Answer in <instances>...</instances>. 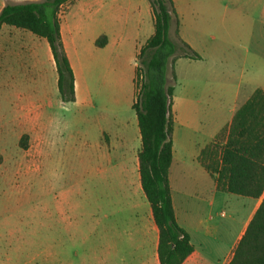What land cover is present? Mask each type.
Listing matches in <instances>:
<instances>
[{"label": "crops", "instance_id": "obj_1", "mask_svg": "<svg viewBox=\"0 0 264 264\" xmlns=\"http://www.w3.org/2000/svg\"><path fill=\"white\" fill-rule=\"evenodd\" d=\"M42 1L0 0V12L6 5ZM80 1L82 0H74L66 7L65 12L77 6ZM124 1L95 0L96 10L101 15L94 24L96 31L87 47L70 41L71 44L64 38L62 18L65 12H61L60 35L74 74L76 97L74 103L65 106L70 105L79 109L81 120L89 121L90 117L88 114L85 116V112L93 114L96 141L91 144L85 141L82 144L76 152L78 157L76 162L94 163L96 165L94 173L101 175L103 181L108 180L110 196L104 194L106 199L104 203L111 205L114 214H117L113 217V226H116L117 221L139 225L135 232H132V228H127L132 232L127 243L136 254L133 260L136 264H159L158 230L148 202L146 212L141 211L146 199L141 189L138 172L137 154L140 148L134 144L129 145L131 138L133 143L140 141L135 113L133 112L129 121L125 122L114 110L117 103L123 99L125 104H128L129 110L133 111L131 106L135 99L133 79L137 65L136 56L154 32L152 12L149 0H127V7H122L121 2ZM172 2L179 19L178 35L199 56V59L195 60L180 58L174 65L175 84L182 87V92L176 95V102L183 108L179 111V118L173 113L174 99L172 100L174 129H176L175 125H181L182 131L188 135L183 137L184 143L181 149L190 147L196 149L191 155L192 163L196 166L194 173L187 168L188 161L185 162L184 157L175 151L173 129V157L168 174L171 201L176 223L188 234L193 247L192 254L183 264H228L261 199L255 200L254 207L241 229L236 233L233 241L227 244L220 236L221 224L210 212L217 196L231 194L217 190L215 179L199 161V156L203 149L213 143L221 130L230 125L234 113L243 104V99L245 102L256 89L264 93V0H172ZM245 2L247 9L243 11ZM215 6L224 8L223 17L218 23L223 30L219 32L223 47L213 45L208 48L198 39L202 37V32L195 22V16L211 17ZM121 10L125 13L124 18L120 15ZM235 13L239 14L237 20L240 21L241 26L233 29L225 27L226 22H232L237 16ZM172 28L174 31V27ZM28 33L30 32L8 26H2L0 29V96H7L10 92L14 100L19 103L23 102L24 88L28 85L34 88L38 73V59L35 55L38 40L35 41L31 36L33 34ZM100 36L107 38V44L103 48L95 46V41ZM29 40L32 41L31 45ZM234 40L242 43L241 60L234 53L226 51L229 46H224L232 44ZM49 53L55 69L50 49ZM198 63L205 68L202 72L196 69L199 68ZM239 63L242 69L252 71L251 78L249 77L244 84L243 81H238L233 85L231 74L219 79L218 72L214 71L225 67L231 69L233 64L236 66ZM93 72L96 75L94 77ZM199 77L207 81L219 80L218 96L214 90L211 91L210 83L204 82V87L201 88L202 83L195 81ZM215 99H218L216 113L214 111L217 105L214 106L212 103ZM22 107L23 105L15 110L16 119L23 123L27 120V116L24 115ZM198 118L200 122H197ZM202 118H211V121ZM52 120L53 118L49 116L48 122ZM197 130L202 134L200 139L203 143L195 147L190 140V132ZM208 162L207 157L204 164ZM199 178L203 181H212V189L209 191L212 195L211 199H205L209 193L207 190L192 189ZM123 213H127L125 214L127 219L118 217ZM113 248L112 254L106 253L107 257L110 255L117 257L116 248L114 246Z\"/></svg>", "mask_w": 264, "mask_h": 264}, {"label": "rangeland", "instance_id": "obj_2", "mask_svg": "<svg viewBox=\"0 0 264 264\" xmlns=\"http://www.w3.org/2000/svg\"><path fill=\"white\" fill-rule=\"evenodd\" d=\"M121 3L122 7H127V0ZM67 6L69 4L61 8L62 13ZM246 9L245 2L243 11ZM223 12L222 6H215L211 17L195 16V22L202 32V37L198 39L205 47L221 45L219 32L223 30L218 23ZM124 14L121 10L122 18ZM235 14L237 16L232 22H226L225 27L233 29L241 26L237 20L239 14ZM100 15L96 10L95 0L80 1L77 6L65 12L62 18L64 38L69 43L76 42L79 46L87 47L96 31L94 24ZM31 36L35 41L38 40L35 54L38 73L34 88L31 85L24 88L22 103L15 101L10 92L7 96H0V264H136L133 260L136 254L128 246L127 239L132 232L138 230L139 225L117 221L114 227L113 217L117 214H114L111 205L104 203V194L110 196L108 180L103 181L101 175L94 173V163L76 162V152L82 144L85 141L90 144L96 141L93 114L85 112V116L89 115L90 119L81 120L79 109L61 103L48 45L45 40ZM169 36L175 39L172 27ZM224 46H229L226 51L234 53L239 60L242 59V43L234 40L232 44ZM240 64H233L231 69L225 67L214 71L218 72L219 79L231 74L233 85L238 81H243L244 84L251 78L252 71L242 69ZM197 66L199 68L196 69L202 72L204 66L199 63ZM94 74L95 72L93 77L96 76ZM195 81L202 83L201 88L204 87V82L210 83L211 91L214 90L218 96L219 80L207 81L199 77ZM168 83L174 86L173 113L179 116V111L183 108L182 105H177L176 95L182 92V87L172 80L170 70ZM212 103L216 106L218 99ZM22 105L24 115L27 116L23 123L16 119L15 110ZM217 108L218 105L215 113ZM114 110L125 122L134 114L123 99ZM49 116L53 118L50 123ZM202 120L211 121V118ZM197 122H200L199 118ZM175 126V151L184 157L185 162L188 161L187 168L195 173L196 166L192 163L191 155L196 149H181L183 137L188 135L182 131L181 125ZM23 136H26L23 139L26 149L21 148L20 144ZM200 137L202 134L198 130L190 132V140L195 147L203 143ZM129 141L130 146L134 144L140 148V141L133 143V138ZM213 143L218 144L216 138ZM195 183L192 189H205L208 192L212 189L210 180L203 181L199 178ZM211 196L209 192L205 199L209 200ZM254 202L251 198L233 195H219L215 198L210 213L221 224L220 236L227 244L233 241L241 229ZM146 208L148 203L145 200L141 211L146 212ZM125 214L127 213L118 217L127 219ZM128 227L132 228V232ZM113 246L117 257H107V252L112 254Z\"/></svg>", "mask_w": 264, "mask_h": 264}, {"label": "trees", "instance_id": "obj_3", "mask_svg": "<svg viewBox=\"0 0 264 264\" xmlns=\"http://www.w3.org/2000/svg\"><path fill=\"white\" fill-rule=\"evenodd\" d=\"M74 0H43L39 3L6 5L0 12L2 26L28 31L46 41L57 75V91L64 105L75 102V78L60 35L64 5ZM154 32L136 56L133 84L135 113L140 136L137 154L140 184L158 230L159 264H183L192 254L188 234L176 223L168 181L172 163L171 111L175 82L174 65L180 58L199 59L178 35L179 19L172 0H149ZM174 27L175 39L169 36ZM107 38L95 41L103 48ZM139 80V81H138ZM20 140L21 148L26 149ZM217 143L203 149L199 161L216 181L218 191L258 200L261 203L248 223L228 264H264V93L252 92L221 130ZM211 149V150H210ZM209 162L204 164L206 157Z\"/></svg>", "mask_w": 264, "mask_h": 264}]
</instances>
